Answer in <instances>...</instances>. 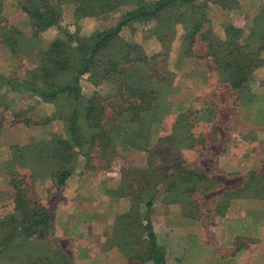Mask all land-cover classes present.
<instances>
[{
	"label": "rangeland",
	"instance_id": "obj_1",
	"mask_svg": "<svg viewBox=\"0 0 264 264\" xmlns=\"http://www.w3.org/2000/svg\"><path fill=\"white\" fill-rule=\"evenodd\" d=\"M152 1L114 0L90 14L75 0L38 4L87 38ZM22 7L0 0V76L46 89L40 67L59 31L33 36ZM227 29L240 31L252 66L239 90L205 56L209 41L218 58L228 53ZM113 43L119 49L102 50L100 68L82 75L72 96L44 100L0 82V264H153L149 229L161 264H264V0L177 3L124 25ZM128 48V69L104 78L103 60L125 63ZM137 89L152 98L135 109L126 91ZM64 169L71 175L59 185ZM16 189L49 213L43 237H10L21 219Z\"/></svg>",
	"mask_w": 264,
	"mask_h": 264
},
{
	"label": "trees",
	"instance_id": "obj_2",
	"mask_svg": "<svg viewBox=\"0 0 264 264\" xmlns=\"http://www.w3.org/2000/svg\"><path fill=\"white\" fill-rule=\"evenodd\" d=\"M38 1L39 0H22V9L31 21L32 35L37 36L52 27L59 31V37L54 39L44 52L45 59H43V64L40 67L43 84L46 89L37 87L30 80L15 82L0 76V82L7 85L16 84V86H20L22 89L37 94L44 100H48L54 98L58 93H67L69 96H72L77 91V82L79 78L92 70L100 68L98 66V60L100 59L101 51L107 49L108 46L109 49L113 47L119 49V46H116L117 43L114 44L113 42H117L118 33L124 25L129 22L140 21L147 17H153L177 3H192L194 0H153L150 4L138 3L137 6L132 11L128 12L113 28L87 38H79L69 34L68 31L60 26L59 13L54 8L48 7L44 3L38 4ZM113 2L114 0H75L77 6L76 11L83 14L107 11L113 7ZM195 27L199 28L197 24ZM200 30L201 29H193L192 34L198 33ZM227 30L228 33L234 32L225 42L228 53L222 58H218V55L222 53V51L217 53L214 44L209 41L205 56L213 60L216 69H222L226 73L230 89L239 90L246 82L247 76L251 73L252 66L244 59L242 55L243 52H241L242 46L238 44L237 38L235 37L240 31L238 29ZM189 39L190 43L188 44L186 53L193 55L191 47L194 45V41L190 37L188 40ZM126 58L125 63H122V61L117 59L114 55H109L104 59L101 64L105 69V74H107L104 78L109 80L117 79L118 76L116 75L119 71H126L128 69L127 66L124 67L123 65L135 60V57H129V48L126 51ZM59 75H67L68 80L57 79ZM121 83L125 86L122 80ZM137 90L139 92L135 91V93H131L132 91L130 92V90L126 91L128 97L132 99V105L135 109L141 108L147 101L146 98H152V93L146 92L145 90ZM94 108L95 106L90 104L85 110L86 119H88L90 112H92ZM77 120L78 113L76 110H73L69 119L71 125L70 132L74 144L79 145V139L74 133ZM70 175L71 169H64L57 175V183L59 185L64 184ZM22 192L21 189H16L15 191L14 209L21 213V219L17 222L18 226L11 229L10 237L19 235L25 237L31 235L43 237L44 232L51 228V217L45 209L29 205L28 201L24 200L22 197ZM10 223H16L14 217H11ZM148 239L151 248L150 259L153 264H161L160 261L162 257L158 253L157 240L151 229H149ZM8 241H10V238L5 239V241L2 242V246Z\"/></svg>",
	"mask_w": 264,
	"mask_h": 264
}]
</instances>
